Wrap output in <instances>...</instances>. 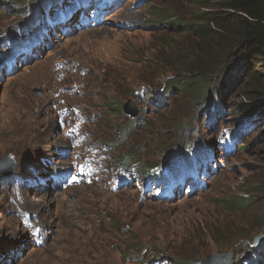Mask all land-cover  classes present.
I'll list each match as a JSON object with an SVG mask.
<instances>
[{"label": "rangeland", "instance_id": "1", "mask_svg": "<svg viewBox=\"0 0 264 264\" xmlns=\"http://www.w3.org/2000/svg\"><path fill=\"white\" fill-rule=\"evenodd\" d=\"M34 1L0 0V67L22 45L36 15L29 7ZM178 3L120 0L100 26L69 34L50 30L33 48L37 58L23 63L17 58L9 75L0 71V161L11 156L9 175L39 169L50 176L72 166L60 159L59 149H70L71 143L57 122L55 104L88 117L75 126L86 134L82 150L96 161L89 182L69 188L52 185L51 177L31 189L0 177V264H174L179 259L202 264L208 255L227 252L230 264H264L249 248L264 233V116L258 114L264 100H248L246 80L239 83L236 77L226 85L216 80L209 102L203 91L184 93L169 81L167 69L182 67L170 51L196 41L170 32L158 18L183 12ZM38 33L36 28V39ZM220 52L201 61L208 75ZM171 87L164 106L155 103L157 95L148 98ZM128 100L138 108L135 117L122 112ZM10 106L14 110L6 119ZM234 134L236 150L226 154L220 146ZM199 149L214 153L204 189L170 202L141 190L146 167L158 170ZM118 169L137 181L116 188ZM241 197L249 208L223 209L224 199ZM18 210L36 216L41 245L21 226L26 214ZM259 249L264 257V241Z\"/></svg>", "mask_w": 264, "mask_h": 264}, {"label": "trees", "instance_id": "2", "mask_svg": "<svg viewBox=\"0 0 264 264\" xmlns=\"http://www.w3.org/2000/svg\"><path fill=\"white\" fill-rule=\"evenodd\" d=\"M41 1L43 3V0L34 1L35 3L29 7L34 10L41 9L43 5ZM177 1L184 9L183 12L162 13L158 18H161L163 23L166 22L170 32H177L187 37L191 35L196 41L193 45L188 43L170 51V57L175 63L176 61L181 63L182 67L167 69L171 70L172 77L169 81H173L172 84L175 83L184 93L203 91V99L209 102L216 93V80L218 84L226 85L236 77L235 80L240 81L239 83L241 80H246L247 84L243 87L247 90H244L243 94L248 100L251 98L264 100V0ZM16 5L18 4L12 3V7ZM162 26L166 28L165 25ZM218 50L221 51L222 57L211 66L213 70L208 75V72H204L209 69L208 65H204L201 61L211 59L214 57L212 53ZM257 68H262L263 71L260 72ZM171 91L172 87L148 95V98L157 95L155 103L164 106L166 97ZM249 105L245 104L244 110L250 111ZM258 114L264 116V107L259 109ZM222 207L228 211H242L249 208V202L243 197L224 199ZM261 216L264 217V212ZM207 230L206 237L210 238L213 233ZM249 248L250 256L254 260L264 262L259 245ZM174 264L185 263L183 259H179Z\"/></svg>", "mask_w": 264, "mask_h": 264}, {"label": "water", "instance_id": "3", "mask_svg": "<svg viewBox=\"0 0 264 264\" xmlns=\"http://www.w3.org/2000/svg\"><path fill=\"white\" fill-rule=\"evenodd\" d=\"M35 92L40 93V90L34 89ZM122 112L126 115L135 117L138 114V108L133 106V103L131 100H128L125 104L122 106ZM256 111L254 112V114ZM13 165V161L11 159V156L7 155L0 161V177L6 176L10 173L12 170L11 167ZM11 169V170H10ZM264 240V233L258 234L253 238V243L260 244ZM230 259V252L227 253H216L206 256L204 259H202V264H228Z\"/></svg>", "mask_w": 264, "mask_h": 264}, {"label": "clouds", "instance_id": "4", "mask_svg": "<svg viewBox=\"0 0 264 264\" xmlns=\"http://www.w3.org/2000/svg\"><path fill=\"white\" fill-rule=\"evenodd\" d=\"M153 93H154V92H153ZM126 116H129V115H126ZM129 117H132V116H129ZM234 136H235V139H238V136H237L236 134H234ZM66 140H67V139H66ZM235 146H236V145H235ZM186 154H187V152H186ZM186 154H184L183 156H185ZM183 156H180V157H178L177 159H181V158H183ZM66 159L70 160V158H66ZM66 159H61V160L63 161V160H66ZM170 161H172V160H170ZM170 161L167 162V163L164 164V165L169 164ZM162 166H163V165H162ZM162 166H160V168H161ZM69 168H71V167H69ZM151 171H152V170H151ZM151 171L148 170V168L146 167V172H144L143 175L146 174V173L149 174ZM10 173H11V172H10ZM10 173H9V174H10ZM118 176H121L120 173H119V169H118L117 171H115L114 178H116V177H118ZM143 178H144V177L141 178V181H143ZM208 180H209V179H207V180L205 181V187L207 186V181H208ZM39 184H40V183H39ZM40 185L45 186L46 184L44 185V184L41 183ZM205 187H204V188H205ZM204 188H203V189H204ZM198 191H199V190H198ZM181 196H182V194L179 195V197H181ZM189 196H190V195H189ZM152 197H153V198H157V197L154 196V195H152ZM175 197H176V196H175ZM158 199H160V200H162V201L170 202V201H167L166 199H161V198H158ZM173 200H174V199H173ZM263 241H264V240H263ZM263 241H262V242H263ZM262 242H261V243H262ZM261 243H260V244H261ZM252 244H253L254 247L260 245V244H256V245H255V244L253 243V239H252ZM158 260H159V259H158ZM158 263L160 264V262H158ZM229 263H230V262H229ZM229 263H228V264H229Z\"/></svg>", "mask_w": 264, "mask_h": 264}, {"label": "bare ground", "instance_id": "5", "mask_svg": "<svg viewBox=\"0 0 264 264\" xmlns=\"http://www.w3.org/2000/svg\"><path fill=\"white\" fill-rule=\"evenodd\" d=\"M74 19V18H73ZM33 53V52H32ZM23 56H29V54H22ZM11 107V109H7L6 110V114H5V118L7 119V118H9L10 117V115L12 114V112H13V110H14V108H13V106H10ZM19 111V110H18ZM24 115V114H23ZM23 122V121H22ZM29 127V126H28ZM52 136V135H51ZM53 138H56V136L53 134ZM44 145V144H43ZM57 162V161H56ZM60 163V165L61 164H64V163H61V162H59ZM13 166V165H12ZM11 168H13V167H11ZM11 170V169H10ZM57 185V184H56ZM38 224V225H40L39 223H38V221L37 220H35L34 222H33V224Z\"/></svg>", "mask_w": 264, "mask_h": 264}]
</instances>
